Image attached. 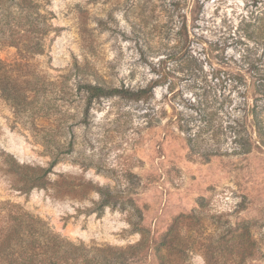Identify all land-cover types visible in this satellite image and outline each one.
Here are the masks:
<instances>
[{"label": "rangeland", "instance_id": "374dc122", "mask_svg": "<svg viewBox=\"0 0 264 264\" xmlns=\"http://www.w3.org/2000/svg\"><path fill=\"white\" fill-rule=\"evenodd\" d=\"M32 217L88 264H264V0H0V264Z\"/></svg>", "mask_w": 264, "mask_h": 264}, {"label": "trees", "instance_id": "16d2710c", "mask_svg": "<svg viewBox=\"0 0 264 264\" xmlns=\"http://www.w3.org/2000/svg\"><path fill=\"white\" fill-rule=\"evenodd\" d=\"M83 88L87 92L88 105L93 102L95 98L102 96H110L120 92L117 88H108L102 85L84 83ZM259 132H263L259 126ZM43 175L27 176L23 188L31 190L35 186L44 185ZM97 191L101 193L102 199L98 203V209H103L112 202V196L107 189L98 187ZM32 222H41L40 235L38 237V244L36 243V236L33 232H29V239H27V257L24 263L13 261L12 264H88L91 258L84 253L85 247L83 244H75L68 240L61 234H54L51 228L45 221L37 217H32ZM46 223V224H45ZM33 226V225H32ZM39 249L40 252H36ZM40 256V261L37 259ZM102 264V263H101Z\"/></svg>", "mask_w": 264, "mask_h": 264}]
</instances>
